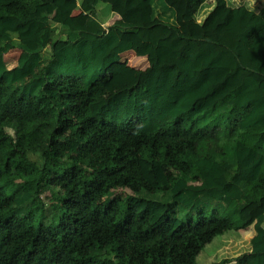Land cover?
<instances>
[{
    "label": "trees",
    "instance_id": "trees-1",
    "mask_svg": "<svg viewBox=\"0 0 264 264\" xmlns=\"http://www.w3.org/2000/svg\"><path fill=\"white\" fill-rule=\"evenodd\" d=\"M235 201L264 264V0H0V264H196Z\"/></svg>",
    "mask_w": 264,
    "mask_h": 264
},
{
    "label": "rangeland",
    "instance_id": "rangeland-1",
    "mask_svg": "<svg viewBox=\"0 0 264 264\" xmlns=\"http://www.w3.org/2000/svg\"><path fill=\"white\" fill-rule=\"evenodd\" d=\"M100 12L99 18L103 22H112L113 18L115 19V15L111 13L110 7L107 5H101L98 8ZM58 29V35L64 33L66 28L60 26ZM10 55L15 56L19 55L18 49L14 50ZM17 57V56H16ZM122 59L117 66H113L109 69L108 75L110 79L109 89L107 90V94L111 95L114 92L121 91L125 88L131 87L133 81L136 77L137 72L145 70L147 68V63L137 58L134 52H127L123 54ZM135 61V62H134ZM129 62V63H128ZM144 62V63H143ZM121 64V66H120ZM130 66V71L126 69ZM124 67H126L124 69ZM33 160H38V158L33 157ZM52 193L48 192L42 196L43 201L47 207L52 205V201L50 200ZM113 195L106 194L104 195V201H109ZM246 201H235L232 203L230 210L228 213L223 214L222 217L225 219H229L233 224V231L227 232L222 236H219L213 240L212 243L206 246V248L199 255L196 264H222L223 262H228L234 260L236 257L245 254L248 252V244L250 235H247L244 239L238 240L237 236H243L245 234L244 231L237 232V229L241 227L242 221L239 216L240 209L246 204ZM59 209L53 211V214L49 215L46 218L35 215V226L43 223L45 225H53L60 218ZM184 221L187 223L191 220L196 221L197 218L195 216L187 215L184 216ZM237 239V241H236ZM232 263V262H231ZM233 264V263H232Z\"/></svg>",
    "mask_w": 264,
    "mask_h": 264
},
{
    "label": "crops",
    "instance_id": "crops-1",
    "mask_svg": "<svg viewBox=\"0 0 264 264\" xmlns=\"http://www.w3.org/2000/svg\"><path fill=\"white\" fill-rule=\"evenodd\" d=\"M79 13H80V11H79V10H76V11L74 12V15H78ZM116 20H117V19H116V17H115V19L113 18V21H112L111 23H110V22H106L105 24H106V25H110V24L116 22ZM13 57H15V56H12V57L10 58L11 60H9V65H10L11 68H13V67L16 65V60H15V58H13ZM144 62H145V61H144ZM144 62H143V63H144ZM146 63H147V62H146ZM148 66H149V65H148V63H147V68H148ZM147 68H146V69H147Z\"/></svg>",
    "mask_w": 264,
    "mask_h": 264
},
{
    "label": "built area",
    "instance_id": "built-area-1",
    "mask_svg": "<svg viewBox=\"0 0 264 264\" xmlns=\"http://www.w3.org/2000/svg\"><path fill=\"white\" fill-rule=\"evenodd\" d=\"M105 28H107V25H104Z\"/></svg>",
    "mask_w": 264,
    "mask_h": 264
}]
</instances>
